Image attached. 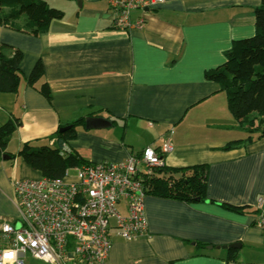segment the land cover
<instances>
[{"label": "crops", "instance_id": "crops-1", "mask_svg": "<svg viewBox=\"0 0 264 264\" xmlns=\"http://www.w3.org/2000/svg\"><path fill=\"white\" fill-rule=\"evenodd\" d=\"M46 1L62 18L45 34L0 26V45L23 55L18 94L0 92V127L18 121L0 156V216H19L13 182L42 178L18 155L22 146H53L60 128L83 118L65 145L87 163L122 162L146 147L159 153L168 140L164 167H207L200 200L147 194L145 233L123 241L112 230L105 264H264V233L255 225L264 137L247 139L220 84L205 77L225 63L233 41L254 35L260 0H165L133 11L131 21L144 24L125 32L114 28L107 0ZM37 61L44 76L32 88L26 80ZM88 117L110 125L87 130ZM231 244L240 247L223 249Z\"/></svg>", "mask_w": 264, "mask_h": 264}, {"label": "built area", "instance_id": "built-area-1", "mask_svg": "<svg viewBox=\"0 0 264 264\" xmlns=\"http://www.w3.org/2000/svg\"><path fill=\"white\" fill-rule=\"evenodd\" d=\"M164 2L107 0L114 28L123 32L144 24L143 19L131 21L133 11L155 8ZM172 150V144L163 140L159 153L146 147L141 155H129L122 162L87 163L67 169L61 178L13 182L19 216L14 222L0 216V264H26L27 257L47 264H105L112 246V230L123 241L145 233L142 176L163 168L160 155ZM69 153L63 145L60 154ZM263 206L260 197L255 225L264 233Z\"/></svg>", "mask_w": 264, "mask_h": 264}, {"label": "trees", "instance_id": "trees-1", "mask_svg": "<svg viewBox=\"0 0 264 264\" xmlns=\"http://www.w3.org/2000/svg\"><path fill=\"white\" fill-rule=\"evenodd\" d=\"M62 18V12L48 6L46 0H0V26L11 30L40 36L48 31L53 20ZM255 33L247 39L232 42L225 52L223 65L206 71L208 80L220 84L226 96L227 108L239 126L249 136L258 131L264 137V0L254 10ZM22 53L11 46L0 45V92L17 95L22 80L20 64ZM44 68L37 61L27 77V85L35 88L43 78ZM46 99H51L46 83L39 86ZM18 121H8L0 127V156L4 154L9 136ZM77 125H84V119L75 121L63 133L56 132L57 141L53 146L33 148L25 143L18 155L32 169L44 178H61L67 169L87 164L73 153L61 155L65 142L73 138ZM240 141L224 147L231 149ZM206 165L180 168L154 169L151 176H142L145 193L179 201H194L205 197Z\"/></svg>", "mask_w": 264, "mask_h": 264}, {"label": "water", "instance_id": "water-1", "mask_svg": "<svg viewBox=\"0 0 264 264\" xmlns=\"http://www.w3.org/2000/svg\"><path fill=\"white\" fill-rule=\"evenodd\" d=\"M109 122L104 121L101 118H92V117H88L85 119V128L87 130L90 129H100V128H104L106 126H109ZM71 128V126H65L62 127L58 130L59 133H63L67 130H69ZM240 245L239 244H231L229 246H223V249H235V248H239Z\"/></svg>", "mask_w": 264, "mask_h": 264}, {"label": "rangeland", "instance_id": "rangeland-1", "mask_svg": "<svg viewBox=\"0 0 264 264\" xmlns=\"http://www.w3.org/2000/svg\"><path fill=\"white\" fill-rule=\"evenodd\" d=\"M243 134H245V133H243ZM248 135V134H247ZM74 174V173H73ZM123 204V202H121V204H120V206ZM122 210V209H121ZM26 263L27 264H31L32 263V260L31 259H29L28 257L26 258Z\"/></svg>", "mask_w": 264, "mask_h": 264}, {"label": "clouds", "instance_id": "clouds-1", "mask_svg": "<svg viewBox=\"0 0 264 264\" xmlns=\"http://www.w3.org/2000/svg\"><path fill=\"white\" fill-rule=\"evenodd\" d=\"M164 168V167H163Z\"/></svg>", "mask_w": 264, "mask_h": 264}]
</instances>
